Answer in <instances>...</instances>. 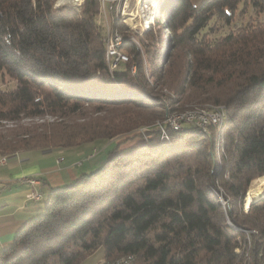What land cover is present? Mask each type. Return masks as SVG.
Masks as SVG:
<instances>
[{
  "label": "trees",
  "instance_id": "16d2710c",
  "mask_svg": "<svg viewBox=\"0 0 264 264\" xmlns=\"http://www.w3.org/2000/svg\"><path fill=\"white\" fill-rule=\"evenodd\" d=\"M56 1L0 0V74L12 82L0 88V118H52L0 131V156L122 135L145 141L51 186L0 264H95L128 254L134 264H244L246 230L257 231L249 260L258 262L264 197L248 211L244 202L264 176V0H174L140 46L116 19L129 60L113 70L100 0ZM190 103L227 108L220 152L214 126L185 124L170 142L159 140L155 123Z\"/></svg>",
  "mask_w": 264,
  "mask_h": 264
},
{
  "label": "crops",
  "instance_id": "0c3cea01",
  "mask_svg": "<svg viewBox=\"0 0 264 264\" xmlns=\"http://www.w3.org/2000/svg\"><path fill=\"white\" fill-rule=\"evenodd\" d=\"M72 150L75 149H35L12 156H0V252L10 245L16 232L27 220L43 210L40 203L44 197L42 185L50 193L51 186L71 183L104 159L102 151L96 148L82 160V156L69 152ZM52 152L59 156L55 157ZM43 157L51 164L44 166L40 159ZM72 168L74 170L70 172ZM31 191L40 193L41 197L27 198L26 195Z\"/></svg>",
  "mask_w": 264,
  "mask_h": 264
},
{
  "label": "built area",
  "instance_id": "2783aa9c",
  "mask_svg": "<svg viewBox=\"0 0 264 264\" xmlns=\"http://www.w3.org/2000/svg\"><path fill=\"white\" fill-rule=\"evenodd\" d=\"M84 0L75 1L76 5H80ZM161 0H100L101 15L100 23L104 26L103 40L106 45V55L110 66L113 70L121 63L129 60V55L122 48L125 41L124 34L117 28L113 27L114 17H118L128 27L142 32L149 31L156 24L157 19L161 15L160 8ZM107 3L111 10L109 17L107 12ZM70 4V3H68ZM58 5V3H57ZM170 96L175 97V93ZM193 104H187L185 108L177 109L169 112L166 119L155 123L156 130H159V140L162 142H170V131H180L185 124L192 127L199 128L202 131H207L210 126L216 129L217 149L220 152L222 133L228 122V111L224 105L213 104H194L191 108L188 107ZM144 130L143 128L141 129ZM149 140H147L148 142ZM27 198L39 199L41 194L36 191H31ZM223 204L225 202H222ZM245 211L249 207L244 203ZM226 211V208L224 207ZM250 232H257L256 230H246L247 242L243 244V250L246 251L247 260L244 264H264V249L259 253V261L254 263L250 261L252 253V240ZM237 253H241V248L236 249ZM95 264H134V256L131 254L119 257L114 260L100 259Z\"/></svg>",
  "mask_w": 264,
  "mask_h": 264
},
{
  "label": "rangeland",
  "instance_id": "374dc122",
  "mask_svg": "<svg viewBox=\"0 0 264 264\" xmlns=\"http://www.w3.org/2000/svg\"><path fill=\"white\" fill-rule=\"evenodd\" d=\"M75 1H77V0H75ZM75 1L73 3H70L69 5L77 6ZM201 1L202 0H193V2L195 4H198V2L200 3ZM56 2L58 3V0ZM173 2H174V0H161L160 1V8L163 9L165 5L167 7H170V5ZM65 4L68 5V3H65ZM107 12H108V15L110 17L111 16V10L109 9V3H107ZM250 15H252L251 11L248 12L247 17H249ZM116 19L120 20L118 17H114V21ZM161 26H162L161 22H156V24L153 26L154 29H152V30H154V32L158 31V29H160ZM126 27H127L128 31L130 32L128 34L129 38L131 40H133L139 46L142 45V43L140 42L141 37H142L141 35H144V33L147 32V31L142 32L140 30H134V29L128 27L127 25H126ZM3 81L4 80L2 78V75L0 74V88L1 87L2 88H10L12 86V82H9V81L3 82ZM162 93L171 95V93H175V92L165 89V90L162 91ZM190 104H193V105L188 106V107L191 108L192 106H194V104L196 105V104H200V103H190ZM186 105L184 106V108L186 107ZM44 120L51 121L52 118L45 117V118H42V119L41 118L29 119V118H23V116H21L19 118H14V119H1L0 118V131H4V132H10V131H13V130H18L19 131V130L23 129V127H25L26 125H29V124H32V123H40V122H42ZM188 126H190V125H188ZM144 141H145V139H144V137L142 135H136L134 137L131 136V135L130 136L122 135V136L117 137L115 139H99V140H96V141H93V142L85 143L83 145L74 147L75 150H72V151H69V152L71 154L82 156L81 159H80V160H82V159H84L87 156V154L91 153L94 148L99 149V151H102V154H104V159L96 167H94L92 170L88 171V172H91V171L95 170L96 168L100 167L106 161V159L109 157V155L111 153H127V152H131V151L135 150ZM52 153H53V155L55 157L59 156V154H57V153H54V152H52ZM66 155H67V153H66ZM5 157H7V156H5ZM67 157L69 158L68 155H67ZM40 159L43 161L44 166H48L49 164H51V162L45 157L40 158ZM76 167H78V166H76ZM73 170L74 169L72 168L70 170V172L73 171ZM258 179H260V178L254 179L253 183H255L256 180H258ZM72 182H74V181H72ZM67 184H70V183H67ZM41 190L43 191L44 197L40 201V203H42L43 210H44L45 204H46V200H47V198L49 196V189L46 186L42 185V189ZM245 203H246V200H245Z\"/></svg>",
  "mask_w": 264,
  "mask_h": 264
},
{
  "label": "bare ground",
  "instance_id": "6f19581e",
  "mask_svg": "<svg viewBox=\"0 0 264 264\" xmlns=\"http://www.w3.org/2000/svg\"><path fill=\"white\" fill-rule=\"evenodd\" d=\"M75 0H58V5L65 3H73ZM264 196V176L260 177L258 184L248 189L245 200L249 206L254 200Z\"/></svg>",
  "mask_w": 264,
  "mask_h": 264
},
{
  "label": "water",
  "instance_id": "95a60500",
  "mask_svg": "<svg viewBox=\"0 0 264 264\" xmlns=\"http://www.w3.org/2000/svg\"><path fill=\"white\" fill-rule=\"evenodd\" d=\"M56 5H57V2H56ZM263 197H264V196H263ZM261 198H262V197H261ZM254 201H255V200H254ZM254 201H253V202H254ZM245 204H246V203H245ZM250 205H251V204H250ZM250 205H249V206H247V207H250Z\"/></svg>",
  "mask_w": 264,
  "mask_h": 264
},
{
  "label": "clouds",
  "instance_id": "9594fccd",
  "mask_svg": "<svg viewBox=\"0 0 264 264\" xmlns=\"http://www.w3.org/2000/svg\"><path fill=\"white\" fill-rule=\"evenodd\" d=\"M247 194V193H246ZM245 203V202H244Z\"/></svg>",
  "mask_w": 264,
  "mask_h": 264
}]
</instances>
